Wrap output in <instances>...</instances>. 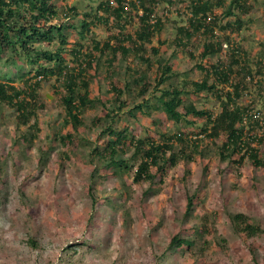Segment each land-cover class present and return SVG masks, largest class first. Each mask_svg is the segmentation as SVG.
Wrapping results in <instances>:
<instances>
[{"label": "rangeland", "instance_id": "1", "mask_svg": "<svg viewBox=\"0 0 264 264\" xmlns=\"http://www.w3.org/2000/svg\"><path fill=\"white\" fill-rule=\"evenodd\" d=\"M99 1L54 0L55 19L66 25L63 63L69 69H79L77 64L86 61L84 58L98 64L97 71L90 66L85 75L93 102L79 116L77 127L63 123L64 75L37 77L40 82L34 97L26 99L36 104L35 116L26 124L18 122L11 105L0 103V264H264V233L251 236L238 232L230 219L231 214L241 212L263 226L264 164H254L244 151L222 158L225 134H200L204 120H193L184 114L183 108L193 103L213 115L218 113L227 101L226 95H231L235 83L241 80L237 72L244 66L250 74H244L232 104L247 110L245 133L252 140L249 145L257 148V157L264 163V142L258 140L264 134V0H245L249 3L245 14L233 7L244 19L238 31L219 28L234 20L233 16L224 15L232 0H224L223 5L212 8L214 16L210 14L215 23L208 26L214 31L197 32L189 39L178 32V27H188L192 0H142L153 8L163 26L143 48L116 61L113 67H108L105 55L100 56L94 49V41L101 45L119 30L116 23L123 24V33L134 38L140 13L134 15V11L140 5L137 2L120 21L108 24L88 16L90 30L81 39L77 33L81 30L80 19ZM95 15L101 18L105 14L99 10ZM179 34L181 42L177 44L173 38ZM207 41L221 46L215 54L203 57L201 52ZM57 44L54 39L40 47L54 51ZM74 48L83 53L89 50L92 56L72 54ZM233 56L238 64L231 65L233 72L224 81L213 72L214 67L219 70L230 64ZM22 61L18 74L11 71L0 81L27 89L36 80L35 65ZM38 63L53 66L45 60ZM164 65L171 67L169 73L173 75L159 87L173 85L183 90L179 121L166 116L157 100L159 93L154 86ZM4 68L7 70V66ZM141 73L145 78L139 79L145 84L138 87L132 77ZM116 78L123 94L113 106L108 82L112 79L116 83ZM204 78L207 86L212 87L195 91L191 83ZM111 108L114 111L105 117ZM109 124L115 129L127 128L136 138L150 137L156 141L159 133L174 137L183 129L186 136L191 133V139L197 137L199 154H192L194 159H179L175 165H168L163 180L156 172L152 182H133L134 168L121 178L112 174L99 176L93 170L96 159L91 158L90 151L104 145L100 133ZM66 134L70 136L64 137ZM174 142L177 149L182 148L178 140ZM131 152V148H126L124 157H130ZM188 196L193 198V209L185 216ZM202 224L207 229L197 240L203 244L200 253L195 247L191 249L194 254L186 248L168 249L174 234L190 235L193 226ZM77 239L85 244L74 245ZM68 244L74 245V249L64 250Z\"/></svg>", "mask_w": 264, "mask_h": 264}, {"label": "trees", "instance_id": "2", "mask_svg": "<svg viewBox=\"0 0 264 264\" xmlns=\"http://www.w3.org/2000/svg\"><path fill=\"white\" fill-rule=\"evenodd\" d=\"M171 3V0H167ZM139 3L142 10L141 15H137L139 26L134 32V38L126 35L122 31L123 24L116 23L120 21L122 16H125L130 12V7H134L136 3ZM224 0H215L213 3L210 0H192L190 2V15L188 17V27H178V32L191 38L195 33L201 32L205 34L212 33L213 27L208 26L210 22L215 23V17H211L212 8L215 5H223ZM131 5V6H130ZM240 10L243 14L248 12L249 3H244L242 0H232L231 3L225 8V16H233L234 20H229L219 25L221 30L229 29V31H238L244 23V19L240 18L233 7ZM103 11V17H96V11ZM91 12V13H90ZM91 15V17H90ZM57 8L54 0H0V80L7 78V75L18 74L21 70L17 67L23 65L22 59H25L28 65H35V81L28 85L27 89L18 88L13 84L0 81V103L5 102L11 105L18 118V122L26 124L31 116H35L34 102H29L26 99L34 97L35 88L39 85L37 77H46L49 75H64L65 76V88L66 94L62 97V102L65 107V119L63 123H70L73 128L77 127L80 123L79 116L93 101L89 98V82L88 77H85L88 68L91 66L94 71H97L98 64H93L91 60L84 58L86 61L80 60L77 64L78 68L69 69L65 63H63L64 57L62 51L66 44V36L64 35V27H66L63 21L57 22ZM85 18L80 19L81 30L77 33L81 39L85 38V34L90 30L89 21L86 18H97L103 20L105 24L110 21H116L119 28L114 34L109 35L101 45L94 41L93 47L99 53L100 56L105 55V62L108 67H113V63L120 59H127L129 53H136L139 48H143L146 42H149L155 32L161 30L163 22L158 15L153 12L152 7L144 5L142 0H100L98 4L92 8L88 13H85ZM214 16V15H212ZM89 19V20H91ZM55 21V22H54ZM73 27V25H69ZM89 33V32H88ZM127 38V39H125ZM54 39L58 40V44L54 51L42 49L40 44L43 42H51ZM124 40L129 41L128 45L124 44ZM173 41L177 44L181 42L180 34L173 38ZM221 43L217 46L210 41L205 42L202 48L201 55L203 57L215 54L217 48H220ZM81 46L79 45V48ZM215 47V49H214ZM157 52L156 48H153ZM72 54L77 56L86 55L92 56L91 52H82L80 49H72ZM237 52V51H234ZM120 56V57H118ZM21 59V61H19ZM39 60H45L47 63L53 64L48 66L38 63ZM161 62V61H160ZM159 62V63H160ZM232 64H238V59L231 57L230 64L222 66L219 70L214 67L213 72L222 77V80L228 81L229 75L233 72L231 68ZM7 66V70H4ZM88 66V67H87ZM118 64L115 65V69ZM201 69H205L200 65ZM18 70V71H17ZM108 70V69H106ZM171 67L164 65L161 67V74L155 84V90L159 95L157 100L160 102L165 115L171 119L179 121L182 118V113L179 112L178 107L182 103L181 93L182 89H177L171 85L170 87H159L172 77ZM111 72V71H110ZM240 74V79L235 83L233 92L227 96V101L222 104L221 110L213 115L212 113L197 108L193 103L183 105L184 114L190 115L193 120H204L201 125L200 134H205L209 137H218L220 133L225 134V140L223 141L220 152L222 158H228L236 152H246L248 157L256 165H263L264 163L257 157V148L251 147L249 144L250 137L246 136L244 123L248 115L247 110L241 106H237L235 103L236 89L240 88L239 83L244 80V74H250L249 70L245 71V67H240L237 72ZM172 74V75H171ZM208 75V71L205 72ZM23 75H20L22 78ZM145 78L144 74H140L138 77H132L133 84L141 87L145 84V81L140 80ZM206 76L205 78H207ZM200 82L191 83L195 91L210 89L207 86L206 79ZM115 83L112 79L108 82V90L114 100V105L119 102L123 88L120 81L116 78ZM264 80V79H263ZM257 82V81H256ZM142 91V90H141ZM219 96V95H218ZM95 100V99H94ZM99 102L98 100H95ZM100 103V102H99ZM102 103V102H101ZM104 105V104H101ZM106 107V105H104ZM136 108V107H135ZM114 110L111 108L105 113V117H110V113ZM245 119V120H244ZM258 123V120H255ZM33 125H37L35 120ZM177 135L172 137L166 133L158 134V141L150 137H134L128 133L127 128L115 129L110 124L101 130L100 137L103 140V146L93 147L90 151L91 158L96 159L94 165V172L99 176L104 174H112L118 178H121L124 174L128 173L131 169L133 182H152L156 172L161 176L160 180H163L165 169L168 165H175L179 159L191 160L194 159L192 154H199L197 149V137L191 139L187 133L188 142L185 140L187 137L183 129H179ZM194 135L197 134L193 133ZM32 136V134H30ZM66 134L64 137H69ZM184 138V139H183ZM175 140H178L182 144L181 149L176 148ZM248 140V141H247ZM258 140L264 142L263 136L259 135ZM252 141V140H250ZM126 148H131L132 152L130 157H124ZM243 158L244 153L240 155ZM130 158V159H129ZM193 209L192 196L187 197L185 216L191 214ZM230 219L233 224V228L247 235H257L264 233V224L260 225L255 220H250L244 213L238 212L230 215ZM192 233L190 235L181 236L179 233L174 234L168 243V249L174 250L176 248H186L194 254L197 249L198 253L202 251L203 244L197 243L199 237L203 236L207 227L202 224L200 227L193 226ZM208 232V230L206 231ZM32 240V239H30ZM74 245H83L85 241L77 239ZM68 244L64 250L68 251L74 249L73 246ZM195 247V250H191ZM196 256V255H195Z\"/></svg>", "mask_w": 264, "mask_h": 264}, {"label": "clouds", "instance_id": "3", "mask_svg": "<svg viewBox=\"0 0 264 264\" xmlns=\"http://www.w3.org/2000/svg\"><path fill=\"white\" fill-rule=\"evenodd\" d=\"M137 11L140 12L139 15H141L142 10L140 9V7H138V10H135L134 13L137 14ZM223 46H224V47H227V43H223ZM206 89H207V88H206ZM236 105H237V104H236ZM237 106H238V105H237ZM239 106H240V105H239ZM216 114H217V113H216ZM244 120H245V119H244Z\"/></svg>", "mask_w": 264, "mask_h": 264}]
</instances>
